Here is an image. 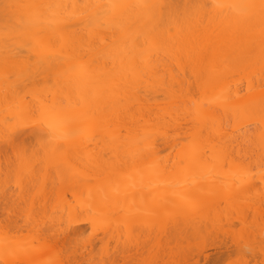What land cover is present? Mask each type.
Returning a JSON list of instances; mask_svg holds the SVG:
<instances>
[{
    "label": "snow or ice",
    "instance_id": "obj_1",
    "mask_svg": "<svg viewBox=\"0 0 264 264\" xmlns=\"http://www.w3.org/2000/svg\"><path fill=\"white\" fill-rule=\"evenodd\" d=\"M0 23V264H264V98L221 87L264 85V0H0Z\"/></svg>",
    "mask_w": 264,
    "mask_h": 264
},
{
    "label": "bare ground",
    "instance_id": "obj_2",
    "mask_svg": "<svg viewBox=\"0 0 264 264\" xmlns=\"http://www.w3.org/2000/svg\"><path fill=\"white\" fill-rule=\"evenodd\" d=\"M15 2L19 3H32V2H61L65 4H80V3H88V2H94V0H15ZM126 2H137V0H126ZM158 2H175L177 4L182 3H188L190 0H158ZM204 2H214V0H204ZM0 28H2V23H0ZM71 30V29H70ZM2 55V53H0ZM186 61H180L176 60L174 62H169L167 64L161 65L159 71L161 73V81L163 80V76L166 73L167 79L169 84L174 85H181L183 82L187 80V77L191 75V70L186 68ZM260 68L258 65L254 64H241L239 67H237L231 74L235 76V79H225L222 82L221 87L224 89H227L229 87L232 88V95L236 98L237 103L240 104H258L261 98H264V85L261 83V76H260ZM190 83V82H189ZM243 89V91H241ZM184 91H187V88L184 89ZM153 95H157V93L153 92ZM170 105H165L160 101H153L147 107L149 108H156L160 110V116L163 117L164 113L167 111V108ZM3 108V90L2 85H0V111H2ZM248 119H242L239 124L234 125V129L241 128L248 123ZM246 133L241 132L240 135L243 138V136ZM29 136H31V133H29ZM175 147V141L170 140L168 138H161L156 143V151L160 154L161 157L167 158L169 157V154H171V159H176V152L173 151ZM222 174L228 178L229 174L227 170H222ZM165 190L159 189V190H153L154 194H162ZM3 203L2 200H0V217L3 216ZM136 226H146L147 225V219L146 218H140L139 220L134 221ZM173 229H179L180 222L179 221H173L172 222ZM189 227H191L188 224H184L183 228L184 230H187ZM167 239V233L164 234ZM193 235L195 236V230H193ZM212 249H215L212 247ZM209 251V250H208ZM193 254V253H192ZM215 258L214 260H217L219 257H221V254L217 251L213 253ZM211 253H203V259L209 260ZM195 259L199 260L201 257L198 253L193 254Z\"/></svg>",
    "mask_w": 264,
    "mask_h": 264
},
{
    "label": "rangeland",
    "instance_id": "obj_3",
    "mask_svg": "<svg viewBox=\"0 0 264 264\" xmlns=\"http://www.w3.org/2000/svg\"><path fill=\"white\" fill-rule=\"evenodd\" d=\"M3 207V206H2ZM173 228V227H172ZM167 233V232H166ZM194 236V235H193ZM166 237V236H165ZM168 238V237H167ZM166 239V238H165ZM167 240V239H166ZM217 250L216 249H212V246H209V251H206V253H211V254H213L214 252H216ZM194 254V253H193ZM192 254V255H193ZM214 258H215V256H214V254L213 255H211V257L209 258V260H214ZM218 259H221V257H219ZM217 259V260H218Z\"/></svg>",
    "mask_w": 264,
    "mask_h": 264
}]
</instances>
